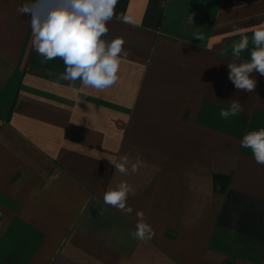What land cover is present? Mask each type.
Masks as SVG:
<instances>
[{
  "label": "crops",
  "instance_id": "crops-1",
  "mask_svg": "<svg viewBox=\"0 0 264 264\" xmlns=\"http://www.w3.org/2000/svg\"><path fill=\"white\" fill-rule=\"evenodd\" d=\"M25 2L0 0V264H264V166L241 147L264 129V76L249 93L227 67L245 35L250 61L264 0H118L129 22L102 38L129 54L103 91L58 79ZM125 154L135 174L115 172ZM121 180L127 216L103 200ZM136 211L152 239L132 236Z\"/></svg>",
  "mask_w": 264,
  "mask_h": 264
},
{
  "label": "clouds",
  "instance_id": "clouds-1",
  "mask_svg": "<svg viewBox=\"0 0 264 264\" xmlns=\"http://www.w3.org/2000/svg\"><path fill=\"white\" fill-rule=\"evenodd\" d=\"M118 0H26L17 7L19 15L30 14L32 31V47L45 58L52 60L61 58L66 71L58 79L75 82L80 80L86 87L103 91L118 80V71L122 57L128 56L123 48L124 40L114 38L106 42L109 31L107 24L114 15L117 20L129 22L127 17L115 14ZM234 31H242L234 28ZM197 40L203 37L196 35ZM254 49L250 61H239L240 54L247 49L249 37L242 36L238 44L233 45V60L228 62V78L237 90L255 92L257 81L251 74L254 72L264 76V24L255 30L252 36ZM223 54V53H222ZM242 111L238 100L229 102L226 109H221L220 116L228 118ZM241 147L251 149L255 162L264 166V129L252 131L241 140ZM142 162H135L127 154L114 164L115 172L122 176L135 174ZM136 194L135 187L121 180L109 186L103 194L106 205L130 215L134 211L127 203L129 196ZM136 230L132 233L135 239L147 241L154 236V229L145 219L142 211H136Z\"/></svg>",
  "mask_w": 264,
  "mask_h": 264
}]
</instances>
